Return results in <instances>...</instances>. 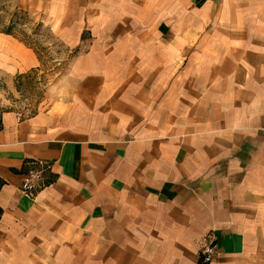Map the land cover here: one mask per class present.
Returning a JSON list of instances; mask_svg holds the SVG:
<instances>
[{
    "label": "crops",
    "instance_id": "crops-1",
    "mask_svg": "<svg viewBox=\"0 0 264 264\" xmlns=\"http://www.w3.org/2000/svg\"><path fill=\"white\" fill-rule=\"evenodd\" d=\"M33 1L89 50L2 117L0 264H264V0Z\"/></svg>",
    "mask_w": 264,
    "mask_h": 264
},
{
    "label": "rangeland",
    "instance_id": "rangeland-1",
    "mask_svg": "<svg viewBox=\"0 0 264 264\" xmlns=\"http://www.w3.org/2000/svg\"><path fill=\"white\" fill-rule=\"evenodd\" d=\"M34 4L0 0V30L12 32L0 33V118L43 111L70 93L80 79L76 68H85L87 41H76L47 9Z\"/></svg>",
    "mask_w": 264,
    "mask_h": 264
},
{
    "label": "built area",
    "instance_id": "built-area-1",
    "mask_svg": "<svg viewBox=\"0 0 264 264\" xmlns=\"http://www.w3.org/2000/svg\"><path fill=\"white\" fill-rule=\"evenodd\" d=\"M43 181V171L30 172L23 182L22 190L24 193H32L36 190L38 185ZM217 254L215 243L210 240L202 250L203 263H211Z\"/></svg>",
    "mask_w": 264,
    "mask_h": 264
},
{
    "label": "trees",
    "instance_id": "trees-1",
    "mask_svg": "<svg viewBox=\"0 0 264 264\" xmlns=\"http://www.w3.org/2000/svg\"><path fill=\"white\" fill-rule=\"evenodd\" d=\"M0 33L7 34V35H11L12 34L11 30H6V31H1L0 30ZM1 129H2V118H0V130ZM0 214H1V210H0Z\"/></svg>",
    "mask_w": 264,
    "mask_h": 264
}]
</instances>
